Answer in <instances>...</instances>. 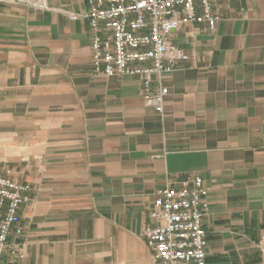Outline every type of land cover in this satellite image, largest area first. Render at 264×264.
Returning <instances> with one entry per match:
<instances>
[{
  "label": "crops",
  "instance_id": "crops-1",
  "mask_svg": "<svg viewBox=\"0 0 264 264\" xmlns=\"http://www.w3.org/2000/svg\"><path fill=\"white\" fill-rule=\"evenodd\" d=\"M170 40L192 54L164 112L94 74L86 0L0 2V174L30 186L19 264H154L156 192L202 177L206 264H264V0H217ZM10 171V172H9Z\"/></svg>",
  "mask_w": 264,
  "mask_h": 264
},
{
  "label": "built area",
  "instance_id": "built-area-1",
  "mask_svg": "<svg viewBox=\"0 0 264 264\" xmlns=\"http://www.w3.org/2000/svg\"><path fill=\"white\" fill-rule=\"evenodd\" d=\"M47 8L45 0H0ZM87 9L69 12L71 20L89 23L94 74L140 80L144 103L163 113L169 87L165 79L192 54L170 35L187 25L214 31L222 13L217 0H86ZM10 172V171H9ZM208 187L200 176L157 190L143 236L154 264H206ZM30 186L0 174V264H19L24 244L18 223L21 206L30 201ZM264 259V234L259 243Z\"/></svg>",
  "mask_w": 264,
  "mask_h": 264
}]
</instances>
